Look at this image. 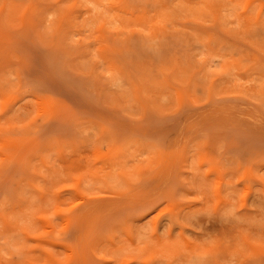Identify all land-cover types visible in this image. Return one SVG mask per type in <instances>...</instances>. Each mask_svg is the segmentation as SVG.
I'll return each mask as SVG.
<instances>
[{
    "label": "rangeland",
    "instance_id": "1",
    "mask_svg": "<svg viewBox=\"0 0 264 264\" xmlns=\"http://www.w3.org/2000/svg\"><path fill=\"white\" fill-rule=\"evenodd\" d=\"M0 264H264V0H0Z\"/></svg>",
    "mask_w": 264,
    "mask_h": 264
}]
</instances>
